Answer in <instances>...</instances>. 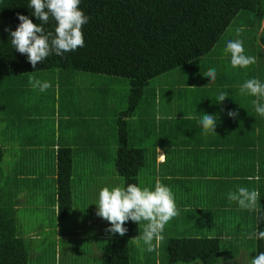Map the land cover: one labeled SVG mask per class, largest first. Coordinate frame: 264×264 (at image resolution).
Here are the masks:
<instances>
[{
	"label": "trees",
	"instance_id": "1",
	"mask_svg": "<svg viewBox=\"0 0 264 264\" xmlns=\"http://www.w3.org/2000/svg\"><path fill=\"white\" fill-rule=\"evenodd\" d=\"M29 3L30 0H0V124H7L11 116L16 114L21 118H29L33 122L29 125L32 130L38 121L49 124L56 115L54 113L56 104L59 105V112L64 113V107L69 102L67 97L77 85V79L81 74L105 75L125 81L113 82L110 85L111 92L116 84H124L128 80L129 90L126 89L123 93L125 106L119 112L115 107L114 99L109 98L111 103L105 105L102 99L107 94L103 96L99 93L91 99L93 111L110 108L98 122L92 123L93 131L89 133L87 129L91 120L86 123V128L73 123L70 131L73 135L84 136L90 143L98 142L97 144L111 147L112 150L116 149L115 170L123 179L124 187L128 184H136L141 188L148 187L152 190L157 181L170 187L171 178L176 183H179L181 178L175 169L178 164H172L171 160L166 165H164L166 160L158 164L159 150L164 153H174V150L168 142L163 143L155 124L157 106L164 100L156 94L153 95L154 89L147 94V86L151 80L176 69L188 74L192 67H203L199 65L201 60L217 49V44L241 12L251 13L257 18L258 31L262 29L264 20V0H81L79 7L90 18L82 27L84 47L65 53L62 57L53 53L46 60L39 62L34 69L28 62L26 54H20L12 48L9 32L5 31V29L12 31L17 29L20 24L18 14L30 18L34 24H41V21L32 15L33 10L28 7ZM45 27L47 31H54L55 22L50 18L49 24ZM259 41L260 45L257 47L245 49V54L255 50L253 55H258L259 52L264 60L262 49L264 35L261 34ZM228 56L230 63V55ZM202 69H204L203 74L208 71L205 66ZM48 72L52 75L58 72L63 74L61 79L52 76L49 81H41L35 76L41 82H50L51 87L44 92H40L39 89L33 90L29 83L23 84L18 81L28 74ZM203 74L191 78L201 79L205 77ZM67 75L75 80L69 79ZM232 77L234 78L227 85L215 87L218 92L228 94L225 101L235 98L233 87L238 82V76L235 74ZM206 79L210 81V78ZM259 79H264V73L259 75ZM113 94L117 93L114 91L110 96ZM159 113L168 114L165 110ZM111 114H115L112 130ZM35 130L39 129L35 128ZM74 153L75 150L67 145H61L58 151H54L57 171L51 184L52 187H57L58 217L66 222L60 242L69 245L64 248L61 246L65 255H70L68 253L70 249L75 252V249L86 251L90 248V243L87 242L88 245L85 247L83 240H77L71 234H75L74 229L78 219L85 220V217L94 216L92 211L85 210L89 201L87 198L80 199L82 205L77 204L78 199L76 202L74 200L72 190ZM4 155V149L0 146V264H31L32 256L35 254V241L24 237L27 231L19 227L16 217L7 212L4 205L5 199L1 188L3 180L1 165ZM202 187L192 183L185 192L194 193ZM262 188L264 187L260 189ZM261 196L255 226L257 249L249 261L244 258L235 260L240 253L238 249L243 246L234 245L220 236L169 238L164 252H161V242L154 252H148L143 240H134L140 236V233L142 234L143 223L140 226L131 220L125 223L124 227L128 231L121 237L118 233L115 236L106 233L105 230L110 228L111 224L103 219L104 224L99 233L110 238L108 240L96 236L93 237L94 242L101 250L109 246V251H105V264H130V262L140 264L133 256L135 254L140 257V253L146 257L145 259L149 258V264L195 262L251 264L253 258L264 252V240L258 238V232L264 231V194ZM175 198L177 197L174 194V200ZM184 204L185 213L191 215L195 213L194 206ZM202 214H205V217L213 216L208 211H202ZM185 223L186 226L190 225L188 228H193L192 233L197 235L202 233L205 225V223L201 225L195 223L191 219H187ZM41 234L50 235L43 231ZM54 243L57 245L56 241ZM75 244L79 247L71 248ZM66 258L73 259L72 256Z\"/></svg>",
	"mask_w": 264,
	"mask_h": 264
},
{
	"label": "crops",
	"instance_id": "2",
	"mask_svg": "<svg viewBox=\"0 0 264 264\" xmlns=\"http://www.w3.org/2000/svg\"><path fill=\"white\" fill-rule=\"evenodd\" d=\"M262 47L264 52V45ZM256 62L258 64L255 63L244 71L241 68H231V65H228L230 70L237 71L238 76L236 84L238 89H234L235 98L230 101H224L222 104L216 102V97L220 92L213 87L227 85L226 81L223 80L225 79L224 76L217 72L216 80L218 82L214 84H208L206 77H204L205 79L197 78L188 83L187 86L198 88H187L185 99L176 107H172L170 104L166 105L165 101L157 106L158 112L154 118L159 131L158 134L163 139V143L168 142L174 150V153H164L159 150L158 164L164 163L165 160L164 165L168 164L170 160L172 164H178L175 169L181 180L176 183L171 178L169 188L177 197L175 204L179 215H177L178 217L175 216V219L182 221L185 230L188 226L184 222L187 217L190 218L192 215L185 213L184 203L190 204V207H195L193 220L200 225L205 223L203 229L207 226L210 217H205L206 215L202 214V211L211 212L216 219L223 215H232L236 222L243 217L250 218V221H253L256 226L257 213L260 208L259 199L264 194V188L260 189L264 186L259 187V185L264 184V118L256 113L252 104V101L257 98L240 93V86L248 79L256 78L261 83L264 82V79H259V75L264 73V60L256 58ZM253 66L257 67L251 70ZM202 68L204 66L192 67L188 71V76L202 75L204 72ZM61 74L63 73L58 72L55 75L49 72L34 73V76H38L41 81H49L52 76L61 79ZM67 76L71 80L74 79L69 75ZM217 77L223 78L218 79ZM28 80L29 76L27 75L18 81L27 84ZM113 82L125 81L105 75H79L77 85L67 97L69 102L64 107V113L59 112V105L56 104V111H54L56 115L49 121V124L43 121L36 122L35 128L39 130H35V128L32 130L29 125L33 122L27 117H18L17 114L11 116L7 124H0V146L5 152L1 165L3 178L1 188L5 199L4 205L7 212L16 217L19 227L28 231L24 237L30 241H35L36 246V241H41L46 236L41 234L42 231L44 233L52 231L53 239L58 241L56 243L61 247L60 242L63 238L62 232L64 233L66 222L58 217L57 187H52L51 184H53L52 180L55 179L57 171L54 151H58L61 145H67L75 150L72 178L74 200L76 202L77 199L87 198L91 203L89 204L88 201L85 210L86 212L92 211L94 214L93 217H85V220L80 218L76 221L75 234H71V236L86 242L84 245L90 243L89 250H81V253H77L76 257L84 258L88 255L91 247H95L93 255L101 254L104 264L106 263L105 251H109V246L105 250H99L97 244H91L95 239L93 237L96 236L105 237L104 239L108 240L110 238L101 236L102 234L99 233L104 222L103 218L96 215L95 203L103 187L111 189L118 186L110 187V182L106 181V177L112 175L117 177L115 182L124 183L117 172L111 169L115 166V150L103 144H97L98 142L90 143L84 136L73 135L70 130L62 136L60 130L62 123L66 125V128H71L73 123L86 128V123L91 120L90 127L87 129L89 133L93 131L92 123L98 122L110 107L100 110L101 112H94L91 99H94L95 95L99 93L103 96L107 94L102 99V103L109 105L110 85ZM124 84L128 88L129 84L127 82ZM164 110L168 114L159 113L160 111L164 112ZM230 111L239 114L235 118H230L228 116ZM189 114L194 118L184 119V116ZM202 114L214 116L216 133L210 132L207 135L203 133L200 124ZM76 115H78L77 119ZM57 129H59V133ZM88 130L85 132L86 135ZM112 159L113 163L110 162ZM249 176L253 177L252 181L247 179ZM192 183L203 187L194 193L185 192ZM255 185H258V188H255ZM38 187L43 189L46 199H36L34 190ZM239 187L255 189L261 194L255 210L240 209L236 202L228 200V193L236 191ZM39 200L38 206L33 208L32 204ZM237 209L240 210L237 211ZM232 212L234 213L232 214ZM211 222L217 223L213 218ZM72 246L75 248V245ZM58 249L60 250L59 247ZM72 250L70 249L68 253L74 256L76 252ZM68 260L70 261H66V263L73 264L77 258ZM134 260L141 263L138 256H134Z\"/></svg>",
	"mask_w": 264,
	"mask_h": 264
},
{
	"label": "clouds",
	"instance_id": "3",
	"mask_svg": "<svg viewBox=\"0 0 264 264\" xmlns=\"http://www.w3.org/2000/svg\"><path fill=\"white\" fill-rule=\"evenodd\" d=\"M80 3L81 0H30L28 7L33 10L32 15L40 20L41 24H34L30 18L18 14L20 24L17 29H5L9 32L12 48L20 54H26L28 62L35 69L39 62L46 60L53 53L62 57L65 53L84 47L82 27L90 18L80 9ZM50 18L55 22L54 31H47L45 27ZM242 31V28L236 29V35L240 36ZM224 51L230 54L231 68L246 69L256 63L255 56L245 54L242 40L227 41ZM28 75V83L33 90L44 92L51 87L50 82H41L34 75ZM203 75L214 83L217 72L213 67ZM240 93L257 98L252 104L256 113L264 118V104L260 102L264 100V83L256 78L248 79L240 86ZM227 96L225 92L218 93L216 102L222 104ZM238 114L228 112L230 118H235ZM193 118L190 114L184 116V119ZM200 124L205 135L216 133V120L213 115L202 114ZM247 179L252 181L253 177L249 176ZM259 195L255 189L239 187L236 191L228 193V200L236 202L240 209L253 211L257 208ZM95 204L98 209L96 215L111 224V227L105 230L111 236L118 233L123 237L128 231L124 225L129 220L140 226L143 223L142 234L134 240H143L148 252H154L159 247L165 226L178 215L174 194L160 181L155 183L154 190L141 188L136 184L111 189L103 187ZM254 235L257 234H249L248 238L251 239ZM258 238L264 240V231L258 232ZM251 264H264V252L253 258Z\"/></svg>",
	"mask_w": 264,
	"mask_h": 264
},
{
	"label": "rangeland",
	"instance_id": "4",
	"mask_svg": "<svg viewBox=\"0 0 264 264\" xmlns=\"http://www.w3.org/2000/svg\"><path fill=\"white\" fill-rule=\"evenodd\" d=\"M238 28H242L243 31L241 32L240 36L236 35V29ZM258 28V21L257 18L251 14V13H246V12H241L239 14V16L233 21V23L231 24V26L228 28V30L225 32V34L223 35L222 39L219 41V43L217 44V49L212 52L211 54H209L207 57L205 56L204 60H201V64L199 65H203L206 67V69L210 68V67H214L219 74H221L222 76H224L226 83L228 84V82L233 79L234 77H232L233 75L237 74L235 70H230L229 68V56L230 54H226L224 49L226 47V43L229 40H242L243 41V47L244 49H251V48H255L258 45H260V41H259V37L260 34L264 35V30H261V32H259L257 29ZM262 28L264 29V20H263V25ZM233 37V39H232ZM257 51V50H256ZM255 52V50H251L248 54L246 55H250V56H255L256 58H260L261 60H263L262 56L255 54L253 55V53ZM257 63V62H256ZM258 64V63H257ZM259 66V65H257ZM256 66V67H257ZM250 67V66H249ZM248 67V68H249ZM255 66H253L251 68L254 69L256 68ZM183 70L181 69H176L174 71H171L169 73L163 74L153 80H151V82L149 83V85L146 88V92L148 94L149 91L154 89V93H156L157 97H161L164 101L166 105H171L172 107H176L177 105L180 104V102H182L185 97H186V89H197L198 87H189L187 86L188 83L193 82L194 78H191L188 76V74L182 72ZM218 79L223 78V77H217ZM122 79V78H121ZM222 80V81H223ZM127 83L129 84V81L126 80ZM208 84H211V81L207 80ZM186 84V85H185ZM215 88V87H214ZM129 90V86L128 88L126 87L125 84H116L113 88H112V92H116L117 94H113L111 96H109V98H112L115 100V107L117 108V111L119 112L121 110V108H123V106H125L123 104V93H125V90ZM216 89V88H215ZM233 89H238L237 86L233 87ZM111 92V93H112ZM171 92V93H170ZM153 93V95H154ZM84 99V96H82ZM151 97H153L151 95ZM108 98V102L111 103V101H109ZM114 117L115 114H111L110 116V128L111 130L113 129V122H114ZM70 128V127H68ZM65 127V124L62 123L61 125V135L63 136L68 130ZM57 132L59 133V129H57ZM116 151V149H115ZM110 162H114L113 159ZM112 171H116L115 170V166L111 167ZM117 179V177H113L112 175L110 177H106V181L110 182L109 186H121L123 187V182L119 183V182H115ZM43 184H44V179H43ZM255 188H258V185H255ZM46 190V189H45ZM48 191V190H47ZM34 195L36 197V199H40V200H44L46 198H44V193H43V189L38 187L37 189L34 190ZM39 201H35L32 206L33 208H36L39 204ZM77 204L78 205H82L81 204V200L78 199L77 200ZM240 209H237V211ZM234 212H232L233 214ZM215 220L216 222H211V220ZM240 218V217H238ZM187 219H194V213L192 214V216L190 218L187 217ZM210 220L207 221V226H205V228L202 230V233H200L199 235H197L196 233H192L193 228H187L186 230L183 228L184 224L182 223V221H180V219L176 220L175 217L165 226V231H163L162 235H163V239L161 241V246H162V251L164 252V248L167 245V240L169 238H184V237H191V236H201V237H222L223 239H228L232 244L234 245H240L242 248H239V254L238 256L235 258V260L244 258L247 259L248 261L251 259V257H253V255L256 253V249H257V239L255 237V235L249 239V234L255 233V223L252 221H250V218H246L243 217L240 220L238 219L236 222V219L231 215H223L220 218L216 219L215 217H211L209 218ZM185 223V222H184ZM217 224V227H215V225ZM188 227H190V225H188ZM27 231V230H26ZM28 233V231H27ZM50 235H47L43 238V240L41 241H36V246H35V254L33 256V261L31 264H69L66 263V261H70L68 259H66V256H72V258H77L76 261H74L73 264H104L103 263V259H102V255H98L95 256L93 255V252L95 250V247H93L88 255H86L84 258H79L76 257L77 253H75V255H65V252L63 253L62 250L64 247L69 246L66 245L65 243L61 244V246L63 248H61L59 245H55V241L52 238V231L49 232ZM90 236H92L91 234H89ZM58 242V241H56ZM76 242H78L76 240ZM83 244H86V242H83ZM96 242H93L91 245H95ZM60 248V250L58 249V247ZM75 247H79V245L75 244ZM86 247V245H85ZM84 247V249H85ZM139 246H137L138 248ZM71 248H74V246H72ZM75 252H80L81 250H77L75 249ZM89 250V249H88ZM86 250V251H88ZM101 250V249H99ZM140 252V250H139ZM133 256H138L133 254ZM150 256H152V254H150ZM245 256V257H244ZM36 258V259H35ZM55 258V261L53 262ZM146 257H144L141 253H140V260L141 263L140 264H149V258L145 259ZM224 261V260H223ZM222 261V262H223ZM230 264V262H228ZM227 263V264H228ZM191 264H202L201 262H195V263H191ZM232 264V263H231Z\"/></svg>",
	"mask_w": 264,
	"mask_h": 264
}]
</instances>
